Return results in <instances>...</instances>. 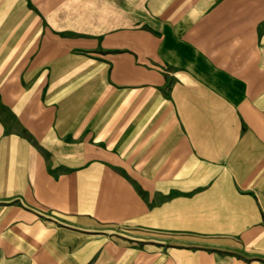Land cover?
Listing matches in <instances>:
<instances>
[{
	"label": "crops",
	"instance_id": "obj_1",
	"mask_svg": "<svg viewBox=\"0 0 264 264\" xmlns=\"http://www.w3.org/2000/svg\"><path fill=\"white\" fill-rule=\"evenodd\" d=\"M11 3L0 264H264V0Z\"/></svg>",
	"mask_w": 264,
	"mask_h": 264
},
{
	"label": "rangeland",
	"instance_id": "obj_2",
	"mask_svg": "<svg viewBox=\"0 0 264 264\" xmlns=\"http://www.w3.org/2000/svg\"><path fill=\"white\" fill-rule=\"evenodd\" d=\"M13 0H0V23L7 18L10 9L13 7Z\"/></svg>",
	"mask_w": 264,
	"mask_h": 264
}]
</instances>
